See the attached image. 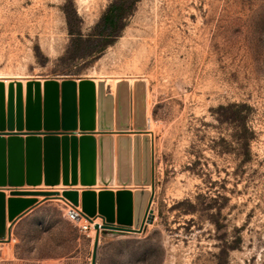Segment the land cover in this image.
<instances>
[{"label": "rangeland", "instance_id": "374dc122", "mask_svg": "<svg viewBox=\"0 0 264 264\" xmlns=\"http://www.w3.org/2000/svg\"><path fill=\"white\" fill-rule=\"evenodd\" d=\"M113 4L123 19L104 32ZM0 73L57 80L61 120L66 79L146 83L153 129L141 126L132 92L122 121L124 107L105 85L111 129L53 131L110 136L115 168L113 185L61 181L55 190L151 194L145 215L152 209L153 221L137 233L103 232L98 264H264V0H0ZM9 104L0 96V117ZM122 162L132 184L119 183ZM54 197H35L39 209L9 223L0 264H91L96 229L77 243L66 201Z\"/></svg>", "mask_w": 264, "mask_h": 264}, {"label": "water", "instance_id": "95a60500", "mask_svg": "<svg viewBox=\"0 0 264 264\" xmlns=\"http://www.w3.org/2000/svg\"><path fill=\"white\" fill-rule=\"evenodd\" d=\"M63 82L62 120L59 107V84L57 80H48L45 91V111L42 109L41 84H29L27 100L23 103V87L18 84L17 91L10 89V104L7 115L0 117V242L6 241L7 221L11 224L17 221L25 212L38 204V198H23L26 196H45L48 199L58 198L82 206L86 218L94 223L98 217L102 223L95 224L97 231L91 264H98L101 233L106 231H120L137 233L148 221L154 219V211L149 209L152 198L148 190L123 189L115 193L112 189H86L82 198L78 192L68 194L53 190H36L43 183L53 188L62 181L64 186L91 187L97 183L110 186L115 183L114 145L113 138L101 135L96 138L93 134H83L78 137L57 132L60 129L74 131L78 127L82 131L94 130L97 126L101 130L111 129L113 96L106 95L105 82H100L99 105L96 107V96L93 82L83 80L78 84L74 79ZM13 87V86H12ZM0 96H5V87L0 83ZM136 113L141 126L146 127V83L136 82ZM117 97L121 108L124 107L122 121L129 119V83L123 81L118 85ZM79 100V105H78ZM98 109V125L96 112ZM47 132H41L42 129ZM123 145V143H122ZM149 152V148H148ZM80 162V163H79ZM149 164V160H147ZM80 164V176H79ZM125 163L118 168L119 183L132 184L133 177ZM126 171V174H125ZM149 167L145 175V183H149ZM141 181L138 176L135 180ZM28 185L32 188L24 189ZM8 187L11 198L6 200L4 189ZM68 189V188H66ZM77 189V188H76ZM79 190V189H78ZM82 203V204H81Z\"/></svg>", "mask_w": 264, "mask_h": 264}, {"label": "bare ground", "instance_id": "6f19581e", "mask_svg": "<svg viewBox=\"0 0 264 264\" xmlns=\"http://www.w3.org/2000/svg\"><path fill=\"white\" fill-rule=\"evenodd\" d=\"M108 76V75H107ZM141 76V75H140ZM27 78V77H26ZM30 79V78H29ZM126 79V80H125ZM141 79V78H140ZM83 80H90L91 82H93L94 84V88H95V96H96V107L98 108V105H99V95H100V82L104 81L105 82V85H108V87H110L112 93H114L113 95L116 96L117 95V88H118V85L123 82L124 80L127 81L129 83V93L131 95V92L132 94L134 95L133 99H135V95H136V78H129L128 76L125 78V77H116V78H110L109 77H92V78H87V79H78V80H75L78 84V96L80 94V84ZM40 83L41 84V92H42V95H43V91H42V87L45 88V91H46V84L45 82H48L46 80H38V79H34V80H28V79H25V77L23 76H20V75H14L12 73H9V74H5V73H0V83H4V87H5V93L6 95H10V89L11 88H14L15 91H17L18 89V85L17 84H21L22 87H23V91H27V94L28 95V88H29V84L30 83H33V88H34V91L36 90V86L35 84L36 83ZM65 82V81H63ZM14 84V85H13ZM43 85V86H42ZM13 86V87H12ZM45 91H44V95L43 97L45 96ZM131 97V105H132V95L130 96ZM149 102V100H148ZM135 104V103H134ZM130 105V106H131ZM132 109V107H131ZM134 109V108H133ZM96 116H98V109H97V112H96ZM149 116H150V110H149ZM148 116V117H149ZM97 119V123H98V117H96ZM149 122V126L150 128L152 127V122H151V119L148 120ZM132 124V123H131ZM155 127V126H153ZM153 127L151 129H153ZM150 187V186H149ZM63 186H59L57 187L58 190H53L54 192L55 191H59L60 189L62 190ZM102 191V189H100ZM120 190H123V189H120ZM33 191H39V189H36V190H33ZM64 192L68 193V194H71L73 192H78L79 193V196H80V200H81V194H80V191L78 189H75V188H68V189H65L63 190ZM119 191V190H118ZM117 191V192H118ZM29 197V196H28ZM43 197V196H42ZM32 198H35L32 196ZM10 223V222H9Z\"/></svg>", "mask_w": 264, "mask_h": 264}, {"label": "crops", "instance_id": "0c3cea01", "mask_svg": "<svg viewBox=\"0 0 264 264\" xmlns=\"http://www.w3.org/2000/svg\"><path fill=\"white\" fill-rule=\"evenodd\" d=\"M8 187H6L5 188V193H6V200H7V204H8V200H9V198H11V196H10V190L9 189H7ZM23 188H25V189H27V188H29V187H23ZM39 188H42V187H39ZM73 188H79V191H80V193H82L83 192V187H73ZM113 191H118V190H120V189H116V187H115V189H112ZM100 192L101 190H97L96 192ZM23 198H32V196H26V197H23ZM39 198H41V197H39ZM41 205V204H40ZM40 205H36V206H34V207H32L30 210H28L27 212H25L22 216H20L18 219H17V221L15 222V225L17 226V225H19V224H22V223H25V221L29 218V217H31L32 215H33V213H35V211H37V209H39V207H40ZM67 219V218H66ZM97 220H99V222L100 223H102V218H98ZM69 221V220H68ZM71 222V221H70ZM96 224L98 223V222H96V221H94ZM72 224H73V228H74V230H75V232H76V234H77V243L79 242V240H80V238L82 237V235H87L88 237H92V232L93 231H91V232H89V231H84L81 227H80V225H77V224H75V223H73L72 222ZM7 226H9V222H8V224H7ZM81 233V234H80ZM102 235H103V232L101 233V237H102ZM96 238V237H95ZM100 241H101V238H100ZM94 243H95V239H94V241H93V248H94ZM78 247H79V245H77ZM77 247V248H78ZM92 253H93V249H92ZM49 259H51V258H48V259H45V261H48ZM62 259H65V258H63V257H57V258H52V260H54V261H62ZM91 262H92V260H91Z\"/></svg>", "mask_w": 264, "mask_h": 264}, {"label": "built area", "instance_id": "2783aa9c", "mask_svg": "<svg viewBox=\"0 0 264 264\" xmlns=\"http://www.w3.org/2000/svg\"><path fill=\"white\" fill-rule=\"evenodd\" d=\"M62 200V199H61ZM63 201V200H62ZM65 216L71 222L80 225L84 231L95 230V222L91 223L85 216L81 206H74L69 202H65Z\"/></svg>", "mask_w": 264, "mask_h": 264}, {"label": "trees", "instance_id": "16d2710c", "mask_svg": "<svg viewBox=\"0 0 264 264\" xmlns=\"http://www.w3.org/2000/svg\"><path fill=\"white\" fill-rule=\"evenodd\" d=\"M122 11H123V7H119L117 4H113L108 9V11L102 17V20H101V25L103 27L104 32L108 31V30L117 29L119 23L123 19ZM104 32L101 35H105ZM105 37H107V36L105 35ZM93 53H96V52H93ZM97 53H99V52H97Z\"/></svg>", "mask_w": 264, "mask_h": 264}]
</instances>
